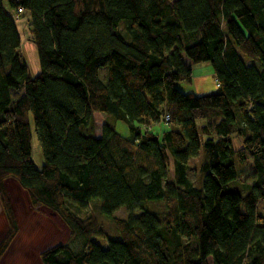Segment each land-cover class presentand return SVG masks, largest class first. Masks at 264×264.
<instances>
[{"label":"trees","instance_id":"trees-1","mask_svg":"<svg viewBox=\"0 0 264 264\" xmlns=\"http://www.w3.org/2000/svg\"><path fill=\"white\" fill-rule=\"evenodd\" d=\"M201 62L217 91L183 93ZM95 113L127 135L108 120L96 129ZM165 114L167 126L148 127ZM200 157L197 188L189 162ZM247 160L249 187L235 170ZM9 178L69 230L41 264H264V0H0V259L18 231ZM91 205L113 225L107 248L81 216ZM121 208L126 219L113 216Z\"/></svg>","mask_w":264,"mask_h":264},{"label":"rangeland","instance_id":"rangeland-1","mask_svg":"<svg viewBox=\"0 0 264 264\" xmlns=\"http://www.w3.org/2000/svg\"><path fill=\"white\" fill-rule=\"evenodd\" d=\"M27 18L28 15H25L19 22L16 19L14 20L17 23V27L21 35V49L23 57L27 63L29 72L34 75L39 71V63L35 47L28 40L29 26L24 20ZM183 59L188 61L185 57H183ZM100 73L104 76L106 68H102ZM217 85L218 84L212 74L211 66L208 62H201L192 65L191 82L182 81L177 83V87L183 93L191 92L195 95L214 93L217 91ZM94 119L96 129L101 122L108 120L112 121L111 123L121 135H127V127L121 121H114L110 117L101 113H95ZM162 124L167 126V123L159 122V124L153 123L149 125V128L151 127L153 129V127L155 128L157 126H161ZM236 140L239 139L236 138ZM32 142L33 162L36 167H40L42 165L41 152L36 140L33 139ZM200 162L201 157L192 159L189 162V178L193 182V185L197 188H201L203 182V177L198 173ZM235 168L239 183L241 182L239 170L242 166L240 164H236ZM4 186L17 221L18 231L15 238L1 257L0 264H41L39 258L40 252L53 245L67 242L69 238V230L55 213L41 206H33L27 194L19 187L14 179H7L4 182ZM236 189L239 191L240 188L237 187ZM150 207L154 208V205L150 204ZM155 207L157 209L162 208V204L155 205ZM136 213H138V211H135V214ZM89 215L96 218L105 235L102 238L94 239V241L101 247L107 248V238L115 237L113 233L114 228L110 219L105 216H100L94 205H91L87 210H83L81 214V216L84 217ZM113 216L119 219H126L128 213L125 208H121L116 211ZM7 228V221L0 204V241Z\"/></svg>","mask_w":264,"mask_h":264},{"label":"crops","instance_id":"crops-1","mask_svg":"<svg viewBox=\"0 0 264 264\" xmlns=\"http://www.w3.org/2000/svg\"><path fill=\"white\" fill-rule=\"evenodd\" d=\"M213 74V72H212ZM240 141L234 139L233 140V147H239ZM236 164H238L236 162ZM242 166V168L239 170V175H240V183H243L245 185V187H249L252 183H253V176H252V165L250 160L247 162H245L243 165L240 164ZM236 166V165H235ZM236 170V168H235ZM242 175H241V174ZM247 191V188L244 189V192ZM258 212L261 215H264V199L262 201L259 202L258 204Z\"/></svg>","mask_w":264,"mask_h":264},{"label":"built area","instance_id":"built-area-1","mask_svg":"<svg viewBox=\"0 0 264 264\" xmlns=\"http://www.w3.org/2000/svg\"><path fill=\"white\" fill-rule=\"evenodd\" d=\"M25 15H27V12H26L23 8H21V7H18L17 10H15V11L13 12L14 19H16L18 22L21 21V19H23ZM27 19H28V18H27ZM27 19H24L25 22H26V24H28V23H27ZM168 120H169V115H168V114H165V115L163 116L162 121H163L164 123H166V122H168ZM151 124H152V123H150L149 125H151ZM149 125H148V127H149Z\"/></svg>","mask_w":264,"mask_h":264}]
</instances>
